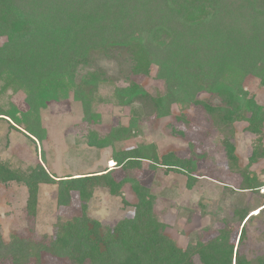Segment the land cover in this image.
<instances>
[{"label":"trees","instance_id":"trees-1","mask_svg":"<svg viewBox=\"0 0 264 264\" xmlns=\"http://www.w3.org/2000/svg\"><path fill=\"white\" fill-rule=\"evenodd\" d=\"M0 37L1 91L25 94L29 110L23 115L21 131L31 141L44 140L39 116L51 102L72 99L80 105L86 127L96 124L95 96L101 84L110 83L100 69L88 71L98 61H124L127 77L147 76L153 65L155 79L165 85L163 94L149 98L153 116L168 117L176 104L185 109L200 107L217 132L231 136L218 149L227 158L228 174L241 180L236 191L229 184L223 185L224 190L259 191L257 176L238 167L232 127L247 123L243 131L257 137L247 166L258 162L261 155L255 151L262 146L264 107L254 103L243 84L248 76L261 80L264 75V0H0ZM114 94L118 104L126 105L148 98L135 82L115 86ZM203 95L211 100L201 99ZM5 117L21 124L0 106V119ZM133 126L111 129L103 138L93 128L87 129L88 146L111 148V169L54 181L39 165L24 181L32 192L39 183L56 184L61 207L70 205L71 192L85 202L96 188L115 195L121 185L129 183L135 198L134 217L108 229L82 213L59 221L54 239L47 243L18 238L5 243L0 236V260L40 263L45 254L71 264H195L196 256L200 264H264L261 259L249 261L243 250L246 225L262 215L264 202L253 209L260 208L252 216L249 202L238 200L232 212L241 225L236 246L230 223L220 224L218 230L216 224L203 228L201 233L215 235L203 242L199 237L184 249L166 238V225L154 212L164 191L153 193L128 178L117 182L112 172L140 169L146 162L153 171L183 175L186 191L205 176L196 174V160L174 152L159 154L153 143L117 151L118 143L131 136ZM10 178L12 173L0 164V183Z\"/></svg>","mask_w":264,"mask_h":264},{"label":"rangeland","instance_id":"rangeland-1","mask_svg":"<svg viewBox=\"0 0 264 264\" xmlns=\"http://www.w3.org/2000/svg\"><path fill=\"white\" fill-rule=\"evenodd\" d=\"M2 41L3 38L0 37V43ZM96 68L105 74L104 79L106 77L110 80V83L101 84L92 105L98 117L96 124L86 127L82 121L81 107L72 99L51 102L40 111V123L45 131L42 142L31 141L21 131L25 121L23 115L29 110L25 94L11 90L2 92L0 81V106L21 121L18 126L6 117L4 120L0 119V164L12 173V178L0 183L2 241L8 243L18 238L34 243H47L54 239L59 221L69 220L82 213L108 229L114 228L120 221L132 219L135 215V198L129 183L121 185L115 195L103 187L96 188L85 202H82L78 193L71 192L70 205L61 207L57 205L56 184L39 183L32 192L24 179L39 170V165L54 181L66 176L78 178L85 174H100L104 169H111V148L101 150L88 146L86 131L91 127L103 138L111 129L123 130L133 123L131 136L118 143L117 151L142 149L144 145L153 143L159 154L174 152L181 157L196 160V174L204 175L205 178H199L192 192H189L184 189L183 175L153 171L146 162L142 163L140 169L123 171L117 168L111 176L117 182L126 178L133 179L153 193L164 191V199L157 201L154 212L158 217L161 215V221L166 225L164 234L175 246L184 249L193 245L199 237L202 242L207 241L215 234L201 233L202 229L216 224L218 230L222 226L220 224L224 223H230L229 226L233 229L231 241L236 246L241 225L233 219L232 212L239 205L238 200L249 202L248 205L253 207L251 210L264 202V197L261 198L264 193V126L262 146L260 151H255L260 153L261 158L249 167L248 156L257 144V137L243 131L247 126L245 122L236 123L232 127L238 167L247 170L248 175L254 173L257 176L259 191L235 193L233 190H224L223 185L226 184L231 185L234 190L239 188L241 180L239 176L228 174L229 163L223 151L218 149L219 143L231 136L225 132H217L200 107L185 109L176 104L171 107L168 117L156 119L152 114L149 98L163 94L165 85L155 79V66H150L148 75L143 77L133 74L127 77V65L121 60H100L94 67L88 68V71H95ZM127 82H135L143 88L148 95L147 100L130 105L118 104L120 100L114 94L115 86L124 87ZM243 87L253 97L254 103L264 107V75L261 80L254 76L246 77ZM201 99L211 100L207 95H203ZM206 192L210 194L205 195ZM205 196L200 205H197L199 199ZM259 209L253 210L250 215H257ZM245 235L243 250L246 257L253 263L258 259L264 262V210L260 217L246 225ZM193 261L200 264L196 256ZM0 264L13 263L3 259ZM30 264L71 263L66 259L42 254L40 263Z\"/></svg>","mask_w":264,"mask_h":264},{"label":"crops","instance_id":"crops-1","mask_svg":"<svg viewBox=\"0 0 264 264\" xmlns=\"http://www.w3.org/2000/svg\"><path fill=\"white\" fill-rule=\"evenodd\" d=\"M189 192H192V190H191V191H189Z\"/></svg>","mask_w":264,"mask_h":264}]
</instances>
